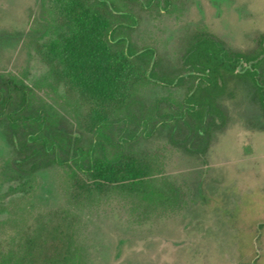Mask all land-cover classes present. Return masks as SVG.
<instances>
[{
	"label": "rangeland",
	"instance_id": "374dc122",
	"mask_svg": "<svg viewBox=\"0 0 264 264\" xmlns=\"http://www.w3.org/2000/svg\"><path fill=\"white\" fill-rule=\"evenodd\" d=\"M108 1L0 0V83L27 89V113L46 114L42 135L114 152L98 128L121 133L135 164L108 178L59 150L64 163L36 157L29 172L0 109V264H264V107L243 68L207 136L170 116L196 82L182 62L191 43L258 51L264 0ZM119 22L116 37L153 48L159 75L185 81L150 77L110 34Z\"/></svg>",
	"mask_w": 264,
	"mask_h": 264
},
{
	"label": "trees",
	"instance_id": "16d2710c",
	"mask_svg": "<svg viewBox=\"0 0 264 264\" xmlns=\"http://www.w3.org/2000/svg\"><path fill=\"white\" fill-rule=\"evenodd\" d=\"M103 4L109 6L106 0H100ZM122 17L126 14H121ZM128 17V15H127ZM122 22L117 23L110 31V34L116 38L120 44L127 43V51L130 57H134L146 65H150L155 52L151 48H145L142 51H136L129 41L122 36H117V29L122 28ZM264 40V36H263ZM140 62V69L145 63ZM247 63L248 66H244ZM264 63V46L254 53L232 52L224 44L211 36H200L189 47L184 55V66L192 78H197L198 83L190 90L186 97L187 112L197 118L198 122L195 131L206 132L203 128L205 124V115H220L222 111L218 106L217 98L226 91L228 77L236 74L238 67H243L240 75L251 81L255 92L259 95L264 105V85L260 80L259 70ZM149 76L160 79L162 83L172 85L180 84L184 81L183 75L175 78L161 76L158 74L156 62L149 72ZM28 91L23 85H19L13 79H3L0 83V109L5 111L9 119L13 143L23 154L22 163L32 160L29 172L38 168L40 162L35 158L45 159L52 155L50 160L55 163H64L58 151L67 152L73 155L72 159L80 164L81 167L88 164L90 171L96 172L101 176L110 177L123 171L128 174L134 172L135 164L132 155L125 153L126 138L120 133L114 141L112 136L105 133L104 128H98V136L110 141L115 148L112 152L108 146L100 140H97L88 150H84L79 145V139H70L67 147L58 139L47 138L42 135L46 130L45 113H27L29 102ZM132 116V113H130ZM126 123L127 119L123 118ZM111 122L104 121L101 127H109ZM114 141V142H112ZM66 147V148H65ZM67 150V151H66ZM40 160V161H41ZM122 160H126L122 163Z\"/></svg>",
	"mask_w": 264,
	"mask_h": 264
},
{
	"label": "flooded vegetation",
	"instance_id": "af4514ba",
	"mask_svg": "<svg viewBox=\"0 0 264 264\" xmlns=\"http://www.w3.org/2000/svg\"><path fill=\"white\" fill-rule=\"evenodd\" d=\"M108 3H109V1L108 0H106ZM110 4V3H109ZM116 8V7H115ZM121 14H126V16H124L125 18H131L132 16L130 15V14H128V13H124V12H121ZM120 14V15H121ZM127 15H128V17H127ZM123 24H124V26L122 27V28H119V29H123V28H125V27H127V24L125 23V22H122ZM119 29H117V33L119 32L120 33V30ZM202 36H210V35H202ZM123 37V36H122ZM212 37V36H211ZM214 38V37H213ZM127 39V38H126ZM128 40V39H127ZM217 40V39H216ZM129 41V40H128ZM195 42V41H194ZM193 42V43H194ZM222 42V41H221ZM130 43V42H129ZM193 43H191V45L193 44ZM223 43V42H222ZM131 44V43H130ZM224 44V43H223ZM132 45V44H131ZM190 45V46H191ZM189 46V47H190ZM225 46V45H224ZM134 47V46H133ZM189 47H188V49H189ZM226 47V46H225ZM146 48H150V47H146ZM227 48V47H226ZM135 49V48H134ZM145 49V48H144ZM151 49H153V48H151ZM187 49V50H188ZM228 49V48H227ZM136 50V49H135ZM143 50V49H142ZM142 50H140V51H142ZM154 50V49H153ZM187 50H186V52H187ZM137 51V50H136ZM139 52V51H138ZM154 52H155V54H156V51L154 50ZM185 52V53H186ZM185 55V54H184ZM184 55H183V60H182V62H183V65H184ZM154 57H155V55H154ZM154 57H153V59L151 60V63H150V66H151V68L153 67V63L154 62H156L155 60H154ZM245 64H247V63H245ZM156 65H157V63H156ZM243 65H244V63H243ZM248 65V64H247ZM246 65V66H247ZM240 67H242V66H239L238 67V69L240 68ZM243 68V67H242ZM184 69H185V66H184ZM185 71H186V69H185ZM187 72V71H186ZM237 72H238V70H237ZM243 72V71H242ZM259 73H260V70H259ZM159 74V73H158ZM180 75H183L184 76V78L186 79V77H185V75L184 74H180ZM187 75L189 76V77H191L189 74H188V72H187ZM234 75V74H233ZM176 77V76H175ZM170 78H172V77H170ZM174 78V77H173ZM192 78V77H191ZM185 79H184V81H185ZM158 80H160V79H158ZM195 80H196V82H195V84H194V86L193 87H195V85L198 83V79L197 78H195ZM261 80V79H260ZM161 81V80H160ZM183 81V82H184ZM162 82V81H161ZM228 82V81H227ZM182 83V82H181ZM180 83V84H181ZM165 84V83H164ZM176 84V83H175ZM263 84V83H262ZM172 85H174V84H172ZM176 85H179V84H176ZM192 87V88H193ZM191 88V89H192ZM190 89V90H191ZM190 90H189V92L187 93V95H186V97L190 94ZM256 93V92H255ZM223 95V94H222ZM222 95H220V96H222ZM256 95L258 96V98H259V95L256 93ZM220 96H218V98H217V103H218V99H219V97ZM186 97H185V99H184V102H185V107H184V109L183 110H181L179 113H175V114H171L170 116L171 117H174V119H176V118H179V120H183V122L185 123V124H187V126H188V128L192 131V134H195V135H197V136H199V137H201V136H207L208 134H209V129L210 128H213V127H218L219 126V124H218V118H220V119H222V121L225 119V114H224V112H223V110L221 109V111H222V116H220V115H209V114H207V115H205V124H204V127L203 128H205L206 129V132L204 133L203 131H200L199 132V134L195 131V128H196V125H197V122H198V120H197V118L196 117H194L193 115H190L188 112H187V103H186ZM260 99V98H259ZM260 101H261V99H260ZM261 103H262V101H261ZM262 105H263V103H262ZM219 106V105H218ZM263 107H264V105H263ZM125 148H126V146H125ZM126 150V149H125Z\"/></svg>",
	"mask_w": 264,
	"mask_h": 264
}]
</instances>
